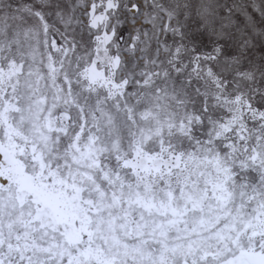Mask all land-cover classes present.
Instances as JSON below:
<instances>
[{
  "label": "snow or ice",
  "instance_id": "1",
  "mask_svg": "<svg viewBox=\"0 0 264 264\" xmlns=\"http://www.w3.org/2000/svg\"><path fill=\"white\" fill-rule=\"evenodd\" d=\"M261 20L0 0V264H264Z\"/></svg>",
  "mask_w": 264,
  "mask_h": 264
},
{
  "label": "rangeland",
  "instance_id": "2",
  "mask_svg": "<svg viewBox=\"0 0 264 264\" xmlns=\"http://www.w3.org/2000/svg\"><path fill=\"white\" fill-rule=\"evenodd\" d=\"M259 3H264V0H258ZM253 15H256L255 13H253ZM259 20V18H258ZM260 22L264 23V20H261Z\"/></svg>",
  "mask_w": 264,
  "mask_h": 264
}]
</instances>
